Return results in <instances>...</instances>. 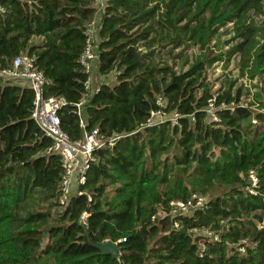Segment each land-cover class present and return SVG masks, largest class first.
<instances>
[{"label":"trees","instance_id":"1","mask_svg":"<svg viewBox=\"0 0 264 264\" xmlns=\"http://www.w3.org/2000/svg\"><path fill=\"white\" fill-rule=\"evenodd\" d=\"M1 3L0 69L34 56L50 80L45 96L67 102L58 111L62 130L82 139L76 104L89 95V76L79 57L93 0ZM250 13L264 16V0L109 1L98 72L114 82L87 96L83 117L86 131L120 138L94 151L82 194L65 207L62 159L31 117L34 92L0 77V264H264V19ZM229 24L226 43L234 45L215 53L211 43ZM158 45L200 52L189 65L181 50L176 57L189 66L177 71L158 59ZM233 56L243 78L262 80L251 100L235 80L215 91L207 81L210 67ZM159 110L178 117L141 129ZM216 188L219 195L188 215L158 214ZM36 195L47 211L29 210ZM108 241L118 244V258L94 246Z\"/></svg>","mask_w":264,"mask_h":264},{"label":"built area","instance_id":"2","mask_svg":"<svg viewBox=\"0 0 264 264\" xmlns=\"http://www.w3.org/2000/svg\"><path fill=\"white\" fill-rule=\"evenodd\" d=\"M109 1L110 0H93V6L97 9V13L95 17L85 25L86 45L79 57V63L89 76L88 80L85 82V89L89 95L97 93L101 85L94 84L92 80V73L96 64L99 67L98 52L99 42L101 41V23L96 19V15L99 14L102 16L104 14ZM5 12L6 9L0 0V13L3 14ZM0 77L9 83H24L34 92L31 117L42 132L53 142L49 151L59 155L62 159L64 174L59 183V203L62 207L67 206L73 196L82 194L78 187L86 182L90 166L96 161L93 156L94 151L106 146H113L120 136L106 140L100 135L98 128L92 131L85 130L87 122L83 117V107L87 96H89L87 95L76 104L77 113L80 117V126L84 130L83 137L80 140H71L62 130L58 117V111L65 106L67 102L63 98L45 96V89L50 83V80L46 78L44 72L36 66V58L34 56H30L27 53L16 56L8 67L0 69ZM158 104L164 108L166 107L162 97H159ZM209 109L210 112H212L213 103L211 102L209 104ZM172 115V118H167V113L163 110L156 112L152 111L150 118L141 126V129L159 124L166 120L175 121L178 115ZM156 118H160V121L156 122ZM249 177L253 185L258 183L254 171H250ZM205 202V196L195 193L187 201L177 200L170 202L168 210L162 208L158 214L166 212L173 217L188 215L195 209L203 206ZM175 227H179V224L175 223ZM205 233L208 234V236L212 235L211 232ZM215 239L217 240V238ZM240 250L241 252H245L244 248ZM204 251L205 249L202 247V253Z\"/></svg>","mask_w":264,"mask_h":264},{"label":"rangeland","instance_id":"3","mask_svg":"<svg viewBox=\"0 0 264 264\" xmlns=\"http://www.w3.org/2000/svg\"><path fill=\"white\" fill-rule=\"evenodd\" d=\"M250 17L259 24L264 19V16H257L254 13H250ZM232 25L229 24L228 26L221 28L217 35L215 36L214 40L211 43L212 50L215 53H224L227 52L233 47L234 44H227L226 42L230 40L232 37ZM42 39L36 37L33 42L34 43H41ZM188 54L189 57V65L193 62V59L199 54L200 49L198 46L192 45L191 47H187L186 49L177 48L171 49V47H160L158 45L156 47V51L159 52L158 59L163 62H168L169 64L173 65L177 71L186 70L189 65L182 64V59L177 58L176 56L181 52ZM223 60L216 63L212 67L207 70L206 77L207 81L212 84L213 90H219L221 87L225 86L226 81L235 80L236 87H241L244 90V96L242 97L243 101L251 100L252 94L255 93L262 85V80L260 78H256L255 80H249L247 78H243L240 74V67H239V57L233 56L230 63L226 65L225 57H222ZM106 82L113 83L114 82V74H111L109 78H107ZM173 115L167 114V118H172ZM156 122L160 121V118L155 119ZM220 188H216L211 190L209 193L205 195L206 200L208 201L212 197H215L221 193ZM50 203L43 200L40 195H36L30 200V211H47L48 205ZM61 208H54L52 212L61 211ZM55 215V214H54Z\"/></svg>","mask_w":264,"mask_h":264},{"label":"water","instance_id":"4","mask_svg":"<svg viewBox=\"0 0 264 264\" xmlns=\"http://www.w3.org/2000/svg\"><path fill=\"white\" fill-rule=\"evenodd\" d=\"M94 246L96 248H98L99 250L114 256L115 258L119 257V251H118V244L117 243H114L112 241H108V242L103 243V244H94Z\"/></svg>","mask_w":264,"mask_h":264},{"label":"crops","instance_id":"5","mask_svg":"<svg viewBox=\"0 0 264 264\" xmlns=\"http://www.w3.org/2000/svg\"><path fill=\"white\" fill-rule=\"evenodd\" d=\"M96 19L98 20L99 23H101L102 16L99 14L96 15ZM98 65L96 64V67L92 73V80L94 84H102L104 81H107V78L101 77L99 72H98Z\"/></svg>","mask_w":264,"mask_h":264}]
</instances>
